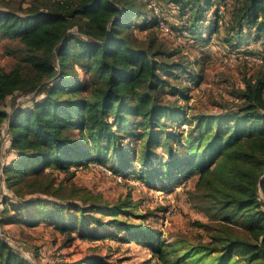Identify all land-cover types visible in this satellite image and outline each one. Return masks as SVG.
<instances>
[{
    "label": "trees",
    "instance_id": "16d2710c",
    "mask_svg": "<svg viewBox=\"0 0 264 264\" xmlns=\"http://www.w3.org/2000/svg\"><path fill=\"white\" fill-rule=\"evenodd\" d=\"M163 2L157 0L152 7L148 0L147 12L153 28L168 32L162 28ZM136 4L137 0H54L42 7L32 4L23 12L0 9V39L17 40L22 45L21 62L25 65L9 72L0 69V133L7 120L9 145L16 152L3 168L6 186L18 194L23 187L29 193L52 194L62 186L55 184L47 170L72 178L75 172L70 169L90 163L96 154L106 161L117 157L116 173L132 169L128 176L135 174L143 180L145 174L154 176L157 172L153 158L158 156V147L169 153L162 167L170 174L180 166L172 157L171 146L183 144L197 152L192 158L199 153L202 161L182 164L198 173L194 189L187 192L188 201L196 208L202 202V210L243 227L247 234L241 238L223 234L212 237L211 242L184 247L190 263L264 264V77L245 79L237 109L222 116L197 113L188 118L181 102L188 101L190 89L181 83L173 86L170 80L179 73L188 75L183 54L178 61L173 59L178 50L169 48L154 32L143 45L135 46L127 30L131 18L145 14ZM166 4L184 18V24L173 29L178 35L183 33L196 41L211 39L218 32L217 15L222 13L224 37L228 44L237 39L236 52L251 39L260 41L264 50V0H242L229 14L226 8L212 12L213 0H166ZM207 21L212 24L203 30ZM72 28H79L85 38L70 34ZM73 64L84 70L83 81L71 79ZM26 90H37L43 96L32 106L8 114L5 101ZM164 91L172 99H166ZM163 119L173 122L177 132H168ZM181 124L190 128L179 129ZM125 138L139 142L137 155L133 150L129 155L123 147L121 140ZM26 177L33 180L25 183ZM79 199L81 204L47 207L35 200L16 208L25 212L27 226L49 221L66 233L68 240L78 225L92 226L88 235L80 231V236L98 240L108 237L104 231L117 221L103 222L91 213L114 215L131 207L128 200L110 206L100 194L83 193ZM139 240L133 234L127 242ZM174 253L173 245L163 243L153 249L160 264H180L181 258ZM101 260L93 258L84 264H101ZM0 264H24L2 239Z\"/></svg>",
    "mask_w": 264,
    "mask_h": 264
},
{
    "label": "rangeland",
    "instance_id": "374dc122",
    "mask_svg": "<svg viewBox=\"0 0 264 264\" xmlns=\"http://www.w3.org/2000/svg\"><path fill=\"white\" fill-rule=\"evenodd\" d=\"M51 1L54 0H0V9L23 12L32 4L42 7L43 4H51ZM150 1L153 4L157 0ZM161 1L163 2L159 0ZM164 1L163 14L160 16L165 21L162 28L168 32H162L156 26L153 28L152 16L147 12L148 0H137L138 10L145 14L131 18L127 30L128 37L135 39V46L139 47L147 41L149 34L154 32L169 48L178 50L173 59L178 61L179 54H183L186 72L193 78L186 76L185 73H179L170 80L173 86L181 83L190 89L188 101L181 102L188 118H193L197 113L222 116L237 109L241 103L238 93L243 89L245 79H255L258 75L264 77V65L243 59L252 54L263 57L261 42L246 40L236 52L233 48L237 39L228 44L224 37L223 31L226 26L222 13L217 15L218 32L211 36V39L196 41L185 37L183 33V36L178 35L173 29L180 28L184 24V18H181L175 7L167 6L166 0ZM240 1L242 0H213L214 6L211 7V11H215V8L220 10L226 8L229 14L235 3ZM211 24L210 21L205 22L203 30L209 29ZM69 33L85 38L79 28H72ZM22 56V45L17 40L0 39V69L9 72L14 67L25 66L21 62ZM71 70L72 80L81 82L86 78L79 64H73ZM26 71L29 72L27 67ZM198 77L201 79L200 82H197ZM186 78L189 81H185ZM169 95L170 93L164 91L166 99H172ZM42 96L43 93L37 90L18 91L5 101V110L11 114L17 108L30 107L33 101ZM161 121L167 123L164 127L168 128V132H177L173 122L165 119ZM7 122L6 120L3 123L4 127L0 133V239L24 260V264H84L98 257L102 259L101 264H160L153 255V249L157 248L159 243L173 245L174 254L181 258L180 264H191L186 257L189 251L184 250V247L208 243L212 241V237L223 234L240 238L247 235L243 227L227 223L221 216L202 210L204 205L202 202L199 203V208H196L188 201L187 192L194 189L198 173L182 164L198 165L202 161L199 153L197 157L192 158L197 152L192 153L183 144L171 146L172 157L177 159L180 166L177 171L170 174L162 167V162L167 161L169 153L159 147L156 150L158 156L153 158L157 172L154 176L145 174L143 180L136 179L135 174L128 176V171L132 169L116 173L117 157L106 161L101 155L96 154L92 156L90 163L72 167L70 171L75 172L72 178L67 173L57 170L46 171L52 173L55 184L62 186L61 190L58 189L52 194L36 190L35 193H29L28 189L23 187L19 195L15 189L6 186V175L3 173V168L16 156L15 150L9 145ZM131 122L136 123L135 120ZM188 128L190 127L187 124H181L179 127L182 130ZM132 129L135 130L134 127ZM121 141L123 147L129 150V155L132 154H130L132 150L137 155L140 150L139 142L128 138ZM184 141L188 142L186 139ZM96 159H100V162L97 163ZM133 169L137 173L138 167ZM32 180L33 177L24 178L25 183ZM83 193L100 194L110 206L116 205L117 201L130 202L131 207L127 212L118 211L114 215L106 212L91 213L103 222L111 219L117 221L104 231L108 237L98 240L82 238L80 231L88 235L92 231V226L78 225L76 230L70 232L72 239L68 240L66 233L56 230L49 221L42 220L36 227L27 226L24 223L25 212L16 208L23 202L33 203L35 200L42 201L47 207L66 202L81 204L79 197ZM36 207L33 205V210H36ZM133 234H137L141 240L127 242L128 236Z\"/></svg>",
    "mask_w": 264,
    "mask_h": 264
},
{
    "label": "built area",
    "instance_id": "2783aa9c",
    "mask_svg": "<svg viewBox=\"0 0 264 264\" xmlns=\"http://www.w3.org/2000/svg\"><path fill=\"white\" fill-rule=\"evenodd\" d=\"M243 59L248 60V61H252L255 63H264V58L259 57V56H250V57H244Z\"/></svg>",
    "mask_w": 264,
    "mask_h": 264
}]
</instances>
